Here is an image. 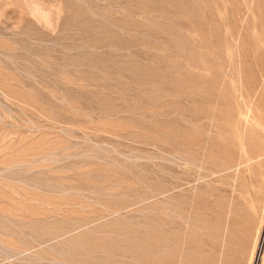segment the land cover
Instances as JSON below:
<instances>
[{
    "label": "rangeland",
    "instance_id": "374dc122",
    "mask_svg": "<svg viewBox=\"0 0 264 264\" xmlns=\"http://www.w3.org/2000/svg\"><path fill=\"white\" fill-rule=\"evenodd\" d=\"M255 262L264 0H0V264Z\"/></svg>",
    "mask_w": 264,
    "mask_h": 264
},
{
    "label": "bare ground",
    "instance_id": "6f19581e",
    "mask_svg": "<svg viewBox=\"0 0 264 264\" xmlns=\"http://www.w3.org/2000/svg\"><path fill=\"white\" fill-rule=\"evenodd\" d=\"M195 144H196V143H195ZM259 243H260V242H259ZM260 245H261V244H260ZM256 246H257V245H256ZM257 249H259V245H258ZM257 257H258V256H257V252H255V255H254L253 259H257ZM253 259H252V260H253ZM255 264H256V262H255Z\"/></svg>",
    "mask_w": 264,
    "mask_h": 264
}]
</instances>
